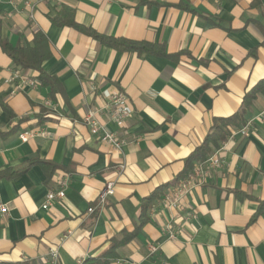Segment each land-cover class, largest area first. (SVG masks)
<instances>
[{"label": "crops", "instance_id": "obj_1", "mask_svg": "<svg viewBox=\"0 0 264 264\" xmlns=\"http://www.w3.org/2000/svg\"><path fill=\"white\" fill-rule=\"evenodd\" d=\"M62 7L80 29L162 54L118 51L57 26ZM35 33L47 42L50 86L12 93L15 74L38 73L0 46V263L45 264L56 249L58 264H264V86L245 112L247 135L230 129L211 147L222 167L180 208L160 203L214 121L238 113L264 82V0H0V41L30 45ZM118 92L132 112L120 152L83 123L98 111L119 131L105 110ZM62 178L64 198L42 209ZM108 182L114 195L96 208Z\"/></svg>", "mask_w": 264, "mask_h": 264}, {"label": "built area", "instance_id": "obj_2", "mask_svg": "<svg viewBox=\"0 0 264 264\" xmlns=\"http://www.w3.org/2000/svg\"><path fill=\"white\" fill-rule=\"evenodd\" d=\"M17 80L15 90L12 92L22 91L26 88H31L38 83L31 79L27 75H16L13 76L11 81ZM106 113L110 121L118 128L119 131H111L105 125L100 124L96 119L98 111L89 110L83 118V123L88 127L90 135L100 144L107 145L116 151H122L126 145V141L123 137L126 122L131 118L132 112L129 107L128 99L123 92H118L109 98V104L106 107ZM261 121L264 123V117H261ZM122 131V134L121 132ZM247 135V126H244L239 131L231 134ZM33 132L23 133L19 135L22 142H26L29 137H33ZM222 162L218 157V152L210 155L204 162L196 164L191 173L188 174L183 180H181L172 190L165 194L160 202L166 208H180L183 199L193 190L195 187L202 186L205 183V178L211 170L220 169ZM123 170V166L120 165L117 168L118 172ZM68 185V180L62 178L58 182L56 191H49L46 195L42 209H48L51 204L55 201L62 200L65 196V190ZM114 195V184L108 182L104 185L102 190L99 192L96 198V208L103 207L106 200ZM94 208H89L88 213H93ZM7 208L0 200V214H6ZM194 217V216H193ZM168 234L172 237L171 231L167 228ZM151 253L157 251V247L150 246ZM81 263V261L79 262ZM45 264H58V251L56 249H50L47 255Z\"/></svg>", "mask_w": 264, "mask_h": 264}, {"label": "trees", "instance_id": "obj_3", "mask_svg": "<svg viewBox=\"0 0 264 264\" xmlns=\"http://www.w3.org/2000/svg\"><path fill=\"white\" fill-rule=\"evenodd\" d=\"M52 23L57 26H69L78 28V25L74 21V13L67 7H62L61 10L51 19ZM86 32L89 36L102 44L116 49L118 51L135 52V53H149L155 55H161L162 50L154 44L145 42H134L128 40H116L111 37H105L94 33L88 29H80ZM0 46L3 52L9 57L12 64L24 71H36L38 73L39 85L47 86L55 82L53 77H49L42 70V64L46 61L50 54L47 51V42L43 34L35 33L32 44L25 46L11 47L8 43L0 41ZM262 84L257 85L249 93L244 96L242 109L233 116L225 120H215L212 125L211 133L205 138L203 143L195 152L188 157L185 162V169L178 179L186 177L191 172L193 164L204 162L211 154V147L217 148L220 143L224 142L229 136L230 129H241L246 125L245 112L251 106L255 99L256 93L259 91ZM178 181V180H177ZM0 264H36L33 262L25 263H0Z\"/></svg>", "mask_w": 264, "mask_h": 264}]
</instances>
